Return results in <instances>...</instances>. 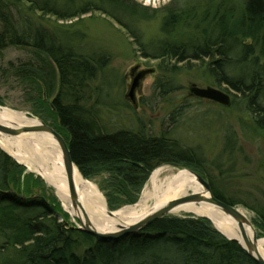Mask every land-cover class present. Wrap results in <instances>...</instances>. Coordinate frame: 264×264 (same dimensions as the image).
I'll return each mask as SVG.
<instances>
[{"label": "trees", "instance_id": "1", "mask_svg": "<svg viewBox=\"0 0 264 264\" xmlns=\"http://www.w3.org/2000/svg\"><path fill=\"white\" fill-rule=\"evenodd\" d=\"M162 8L165 39L143 56L158 61L163 73L200 71L212 87L226 86L232 104L239 102L252 119L246 130L264 134V0H169ZM97 11L119 23L159 12L135 0H0V56L9 49L23 54L0 69V78L23 87L33 115L62 135L81 175L99 178L112 212L134 205L156 168L182 164L199 175L201 166L166 133L141 127L108 132L100 123L90 87L107 55L81 54L52 28V22ZM157 87L161 93L172 88ZM24 172L0 149V264H257L209 220L192 215H168L140 232L98 239L72 224L53 195L31 196V183L45 187L40 177L30 183L33 175ZM209 184L218 200L242 204ZM248 208L264 237V205Z\"/></svg>", "mask_w": 264, "mask_h": 264}, {"label": "rangeland", "instance_id": "2", "mask_svg": "<svg viewBox=\"0 0 264 264\" xmlns=\"http://www.w3.org/2000/svg\"><path fill=\"white\" fill-rule=\"evenodd\" d=\"M135 2L143 8L158 9L159 12L151 18L143 19L140 18L142 16H137L134 19L130 18L131 20L123 19L121 23L100 11L85 14L72 21L52 22L54 31L63 34L67 42L77 46L81 54L87 56L105 54L108 57L106 68L99 73L90 87L93 90L92 100L97 102L100 123L108 132L136 131L141 127L152 135L166 133L170 140L176 141L181 150L190 152L193 159L195 156V160L201 166L195 169L199 175L211 181L225 197H232L242 203L237 205L238 208L252 222L256 214L248 207L264 205V134L256 130H246L248 126L251 128L253 122L239 102L236 105L235 102L232 104L231 99V106L223 107L192 96L190 87L193 84L199 87L213 86L202 72L182 70L172 75L163 73L157 67L158 61L143 56V51L151 53L165 39L161 33V26L166 10L162 7L169 0ZM199 9L200 7H197V11ZM22 56L20 51L14 49L3 52L0 56V69L8 62L23 58ZM135 66H138V70L153 68L155 72L142 82L135 95L134 108L125 99V94L131 82L129 73ZM158 83L172 88L168 90L169 92L161 93L157 87ZM224 88L226 86L221 87L222 90H225ZM229 95L232 97V94ZM0 99L4 104L1 107L40 120L33 115V103L28 101L27 92L14 80L6 81L0 78ZM176 165L160 167L193 172L187 166ZM24 174L33 175L30 183L36 177H40L29 172L26 167ZM40 178L45 188L31 183L29 187L31 196L42 195L48 198L53 195L60 203L54 188ZM88 181L99 189V178L94 177ZM99 191L101 192L100 189ZM101 194L107 207L106 198L102 192ZM60 206L67 213L61 203ZM128 206L132 205L120 209ZM70 218L72 224L80 226L76 219L71 216ZM256 233L258 237V232Z\"/></svg>", "mask_w": 264, "mask_h": 264}, {"label": "bare ground", "instance_id": "3", "mask_svg": "<svg viewBox=\"0 0 264 264\" xmlns=\"http://www.w3.org/2000/svg\"><path fill=\"white\" fill-rule=\"evenodd\" d=\"M0 122L7 126L13 125L12 127L15 128L36 127L41 124L38 119L7 107L0 108ZM0 148L19 164L25 166L29 172L42 177L49 186L54 188L64 210L73 219L85 222L86 216L91 226L100 233L119 232L123 228L138 223L169 201L203 192V188L190 171L159 167L150 174L139 201L135 205L112 211L113 214L110 216L105 199L98 187L85 179L76 167L75 187L82 207L74 209L61 154L56 141L50 134L30 132L10 136L0 133ZM171 214L210 217L220 231L228 232L230 237L238 239L244 245L231 218L211 205L184 204L173 209ZM245 233L249 238L253 237V230L250 227L245 228ZM256 244L258 254L264 259V237H257Z\"/></svg>", "mask_w": 264, "mask_h": 264}, {"label": "water", "instance_id": "4", "mask_svg": "<svg viewBox=\"0 0 264 264\" xmlns=\"http://www.w3.org/2000/svg\"><path fill=\"white\" fill-rule=\"evenodd\" d=\"M154 72H155V69L153 68L138 70V66H135L131 69L129 73L131 82L128 87V91L125 94V99L128 100L133 105L134 108L136 107L135 95L137 91L140 89L141 84L145 80V78L148 75L153 74ZM190 94L198 99H203L208 102L219 104L223 107L231 106L230 95L226 93L225 91L212 87V86L199 87L193 84L190 87ZM57 96H58V91L56 95L51 99L50 106L52 105V102L57 98ZM0 108L2 109L1 106ZM39 121L41 123L39 126L20 127V128L12 127L13 125H9V124H8L9 126H7L0 122V133L10 135V136H17L22 133H30V132L50 134L53 137V139L56 141L60 154H61L62 164H63L65 176H66V183H67V187L69 190L72 207L74 209H77L78 207H82L79 201L76 187H75V168L76 166L71 160L69 146L67 142L65 141V139L62 137V135H60L55 129H53L51 126L47 125L46 123H44L42 120H39ZM190 173L195 176L197 182L203 188L202 193H196V194L192 193V194L185 195L183 197L174 199L172 201H169L162 208L150 213L138 223H135L126 228H123L121 231L116 232V233L98 232L91 226L86 216H85V222H82L81 220L77 219V221L80 224V226H77V228L97 237L98 239H116V238L123 237L125 235L137 233V232H140L146 229L154 221L171 214V211L180 205L208 204V205H211L219 209L222 213H224L225 215L231 218V220L233 221V223L235 224V226L237 227L239 231V235L241 239L243 240L244 245H242L238 239L230 237V234L228 232L220 231L214 225V222L210 217H207V216H197V217L209 220L214 226V228L219 233H221L226 239L237 242L247 252V254L255 260L257 264H264V259L258 254V249H257V244H256L257 243L256 230L252 222L250 221V219L246 216V214L241 209H239L237 205L227 204L223 201L218 200L213 195L211 186L206 178L194 172H190ZM108 214L111 216L113 212L108 210ZM248 227H250L253 230L252 238H249L247 234L245 233V228H248Z\"/></svg>", "mask_w": 264, "mask_h": 264}, {"label": "flooded vegetation", "instance_id": "5", "mask_svg": "<svg viewBox=\"0 0 264 264\" xmlns=\"http://www.w3.org/2000/svg\"><path fill=\"white\" fill-rule=\"evenodd\" d=\"M50 102V100H48Z\"/></svg>", "mask_w": 264, "mask_h": 264}]
</instances>
